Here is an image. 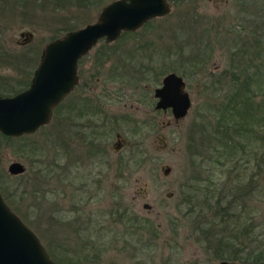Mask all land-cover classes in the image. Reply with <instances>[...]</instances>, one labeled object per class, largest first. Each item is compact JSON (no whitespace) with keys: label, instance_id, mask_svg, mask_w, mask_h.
I'll return each instance as SVG.
<instances>
[{"label":"rangeland","instance_id":"rangeland-1","mask_svg":"<svg viewBox=\"0 0 264 264\" xmlns=\"http://www.w3.org/2000/svg\"><path fill=\"white\" fill-rule=\"evenodd\" d=\"M107 1L97 5L89 0H0V95L24 88L43 45L94 20ZM168 2V13L114 40L99 38L78 60L75 87L81 88L86 80L84 88H95L102 95L109 117L105 128L109 151L115 132L124 138L117 152L127 159L123 191L113 196L92 192L89 200H82L81 193L80 216L63 211L79 193L64 197L57 178L49 181L51 190L45 183L47 163H52L50 173L58 174L62 140L57 109L33 133L0 139V185L10 207L37 234L50 256L68 258L67 264H221L223 260L244 264L232 254H215L217 236L212 233L226 235L223 227L233 223L241 228L253 224L251 235L258 234L254 225L260 221L264 229V157L248 151L249 162L232 169L228 162L215 160L211 148L197 155L200 148L190 147L194 137L187 134L191 122L208 128L205 116L210 123L214 120L211 101L219 92L211 91L216 76L211 73L217 74L227 64L230 50L224 42L231 31L242 29L239 33L250 38L248 31L254 29L264 40V0ZM25 31L31 32L26 39V34H20ZM104 46L110 54L98 64L101 70L95 80L94 74L89 76L91 63L96 50ZM170 70L183 77L191 100L186 114L177 120L168 109H155L152 95L153 87ZM259 142L262 153L264 145ZM253 143L247 150L255 149ZM201 158L208 167L198 176ZM12 160L23 164L21 172L7 171ZM165 166L169 170L163 173ZM116 207L149 221L154 230L123 231L121 220H115ZM109 208L111 213L106 215ZM243 233L237 236H247Z\"/></svg>","mask_w":264,"mask_h":264},{"label":"water","instance_id":"water-1","mask_svg":"<svg viewBox=\"0 0 264 264\" xmlns=\"http://www.w3.org/2000/svg\"><path fill=\"white\" fill-rule=\"evenodd\" d=\"M169 10L168 0H109L100 7L94 20L48 40L41 49L29 84L11 95H0V133L17 136L31 133L44 124L53 105L77 81V59L99 38L114 40L121 31L135 30ZM23 33L24 39L31 36L30 31L20 32ZM152 91L155 109L162 112L168 109L173 120L186 114L191 100L179 73L167 71ZM23 168L17 160L10 161L6 167L9 173L21 172ZM168 170V166L162 168L163 173ZM0 264H67L49 256L37 234L13 211L1 192Z\"/></svg>","mask_w":264,"mask_h":264},{"label":"trees","instance_id":"trees-1","mask_svg":"<svg viewBox=\"0 0 264 264\" xmlns=\"http://www.w3.org/2000/svg\"><path fill=\"white\" fill-rule=\"evenodd\" d=\"M84 2L88 3L87 0ZM89 2L100 4V0H89ZM148 22L150 20L146 21V23ZM241 30L231 31L228 42H224L230 50L227 64L217 74L211 73L216 75L213 84L220 83L218 86H213V84L211 86L213 88L211 91L217 90L219 92L212 98L213 102L211 101V106L214 107V120L210 123L207 115L205 116L208 128L193 121L187 133L189 137L191 135L194 137V139H189L190 147L194 148L197 145L200 148L197 155H201L203 149L211 148L215 160L221 163L223 161L228 162L232 169H237L242 162H249V154H246L248 151H252L255 156L258 155L261 159L264 157V151L261 153V147L257 145V141L264 145V40L261 39L263 34H259L260 32H256L254 29H249L248 34L251 37L248 38L246 34L239 33ZM130 31L133 30H125L120 33L124 34ZM244 31L247 33L246 30ZM221 34L224 35L225 33ZM184 75L186 76L185 72ZM2 138L9 140L21 137H12L0 133V139ZM260 142L259 145H261ZM252 143L255 149L247 150ZM204 160L203 158L198 160L200 167L197 172H200L198 176L204 168L208 167ZM0 192L8 203L7 192L1 185ZM115 211V220H121L123 231L129 229V231H137L142 228L154 230L149 221L139 219L135 215H128L125 207L120 210L116 207ZM260 224L261 221L254 225L259 228L257 235L250 234L253 224L247 228L245 226L241 228L238 223L225 224L223 229L224 231L227 230L226 235L212 233V236H217L215 254L219 257H228L232 254L233 257L242 259L244 264H264V229L259 227ZM210 226L209 224L207 228H211ZM240 232H244L243 234H247V236L238 237ZM253 241L256 243L255 248L252 245ZM46 251L49 254V250L46 249ZM51 258L63 263H67L69 260L58 256ZM226 262L225 264H232ZM69 264L77 263L71 261Z\"/></svg>","mask_w":264,"mask_h":264},{"label":"flooded vegetation","instance_id":"flooded-vegetation-1","mask_svg":"<svg viewBox=\"0 0 264 264\" xmlns=\"http://www.w3.org/2000/svg\"><path fill=\"white\" fill-rule=\"evenodd\" d=\"M104 48L106 46L96 50L98 53H96L95 60L93 59L94 61L92 60L91 63V67L94 68L92 69L93 71H90L89 76L92 77L94 74L95 80L98 79L95 73L99 74L101 70L98 64H101L110 54V49L106 51ZM82 56L77 59V81L53 105L48 119L49 121L54 113L53 110L57 109L61 129L59 138L62 140L61 142L59 141L61 148L58 157V174L50 173L52 163H47L45 171V183H48V189L51 190L49 181L57 178L64 197L67 195L71 196L72 193L75 195L79 193V198L70 202L63 209L65 212L74 211L77 214L76 217L80 216L78 213L83 210L82 200H89L94 197L92 192L104 191L109 192L110 196H113L114 192L123 191L128 177L126 169L127 159L120 158V153H117L124 143V138L119 132H115V140L110 144L111 151H109L106 143L107 132H105V128H107V124L109 123V117L104 110V103L100 100V96L102 95L97 93V89L95 88H84L88 85V81L86 80L81 81V88L75 87L78 82V60ZM32 73L33 70L27 85L30 82ZM48 121L42 125L47 124ZM25 134L30 133H22L13 137ZM115 144L117 148H115ZM115 159L116 161H114ZM81 193L84 195L82 200ZM146 207H149V205ZM110 210L111 208L107 209L104 213L110 215ZM91 212H87L88 217H90Z\"/></svg>","mask_w":264,"mask_h":264}]
</instances>
